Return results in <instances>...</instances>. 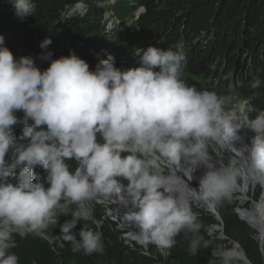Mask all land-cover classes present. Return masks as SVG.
I'll return each mask as SVG.
<instances>
[{
	"label": "clouds",
	"instance_id": "obj_1",
	"mask_svg": "<svg viewBox=\"0 0 264 264\" xmlns=\"http://www.w3.org/2000/svg\"><path fill=\"white\" fill-rule=\"evenodd\" d=\"M11 4L21 19L35 9L32 0ZM51 43L46 37L39 47ZM4 45L0 35V264H18L9 251L16 247L14 234L41 233L57 223V208L71 212L61 232L73 251H102L99 232H73L80 220L92 219L86 201L100 193L123 189L133 208L128 218L142 241L171 248L182 230L195 235L201 228L179 191L192 174L202 172L196 183L204 198H227L239 175V156L264 183V117L250 123L254 135L236 148L241 125L225 111L228 98L186 85L180 79L181 52L148 46L140 49L139 66L123 71L111 55L90 71L75 52L58 59L48 53L43 59L49 66L41 71L33 59H16ZM261 83L254 78L251 86ZM209 142L235 156L227 164L214 162ZM71 160L78 165L74 171L66 163ZM176 166L184 167L186 177L174 173ZM198 245L194 239L192 254ZM221 259L232 264L233 257L226 252Z\"/></svg>",
	"mask_w": 264,
	"mask_h": 264
},
{
	"label": "trees",
	"instance_id": "obj_2",
	"mask_svg": "<svg viewBox=\"0 0 264 264\" xmlns=\"http://www.w3.org/2000/svg\"><path fill=\"white\" fill-rule=\"evenodd\" d=\"M11 2L0 0L4 46L16 59H33L41 71L49 66L50 60L43 59L48 53L52 54L51 59H58L75 52L89 64L90 71L108 55L114 58L117 68L129 56L117 35L105 33L103 0H32L35 9L23 19L15 15ZM77 5L83 6L82 13H71ZM133 8H143L135 21L140 36L137 50L148 46L175 51L180 48L190 76L207 84L217 82L221 90L234 85L239 98L246 102L248 125L264 112V0H137ZM46 37L52 43L41 49L39 44ZM254 78L262 82L257 88L251 86ZM17 116L22 117L23 113L18 112ZM16 134L22 135L20 126L16 127ZM36 172L46 177L40 168ZM116 179L121 185L128 184L122 177ZM240 179L239 172L235 182ZM235 197L212 200L221 222L212 214H194L201 224L199 232L194 235L182 230L171 248L149 242L147 250L130 251L121 238L123 233L107 217L105 209L96 205L92 219L80 220L73 232L78 234L81 228L99 232L102 251H73L72 244L63 240L61 226L72 219L70 211L54 213L57 223L39 234H14L16 247L9 251L19 257L18 264H222V257H215L213 252L224 248L232 255L231 243L235 242L250 264H264L259 243L235 211ZM76 207L68 205L71 210ZM217 225L223 228L224 239L208 235ZM194 239L199 245L192 254ZM232 264L246 263L232 259Z\"/></svg>",
	"mask_w": 264,
	"mask_h": 264
},
{
	"label": "rangeland",
	"instance_id": "obj_3",
	"mask_svg": "<svg viewBox=\"0 0 264 264\" xmlns=\"http://www.w3.org/2000/svg\"><path fill=\"white\" fill-rule=\"evenodd\" d=\"M137 4V0H103V8L105 9V17L103 19L104 25H105V33L109 35H117L121 41V45H123L129 56L126 60H124V63L121 64L118 68L123 70H127L128 68H135L138 67V54L140 53V50H137L139 44H140V36L136 31L135 28V21L139 15L143 11V8H133ZM83 6L79 5L73 8L70 12L71 13H82ZM180 49V48H179ZM177 49V51L180 52V50ZM180 79L188 86L195 87L198 91H209V92H215L218 96L227 97L228 100L225 104V111L229 114L231 112H234L236 114H240L242 116V125L245 129L244 132L240 130L241 136L244 138V141L237 143L239 146L238 148H242V146L246 143H249V139L254 133H252L249 130L250 125L247 124L246 119V112H245V104L244 106L243 101L239 98V96L236 93V90L234 88V85L231 83V86L227 90H221L217 88V83L214 82L213 84H207L206 82H201L199 79L190 76L185 68V65H182L181 68V74ZM243 106V107H242ZM240 111V113H239ZM259 117H264V112L259 115ZM100 136V135H99ZM97 136V139L99 142H103L102 138ZM221 148L218 146H210L209 147V153L211 156L218 158L220 156L219 151ZM129 153L125 152L122 153V155H128ZM229 159H231V156L229 153H226V160L225 164L228 163ZM236 167L239 168V172L241 173V179L239 182L241 185L243 184V168L242 165L244 164L243 159H237ZM66 163L69 164V170L74 171L76 169L77 162L74 160L66 161ZM165 169H168L165 167ZM166 171V170H165ZM47 187V185H45ZM195 187L197 188V184H195ZM259 190V194L257 195V191ZM246 202L240 207V203L238 202V210L239 208H242V210L251 208L252 202L257 201L260 196L263 193V183H261L259 180L256 184H251L250 187H248L246 191ZM231 195V194H230ZM236 196V195H235ZM237 198V197H235ZM213 200V199H212ZM86 205L88 209L90 210V213L92 214L94 207L101 206L105 209L107 217L116 224V228L122 232V240L123 243L129 248L130 251H135L137 248L147 250L144 245L141 244V237L139 235V229L135 226V224L128 218V213H130V198L127 196V193L123 191L122 193V200L119 206V212L118 215L113 214L112 210L114 209V206H110L109 203L102 200L98 195L89 200L86 201ZM190 207L192 209L193 214H199V213H206L211 214L207 212L206 210L202 208H197L193 204H190ZM235 210V211H236ZM62 211L60 208H57L54 210V213H58ZM214 216V215H213ZM215 217V216H214ZM239 217V216H238ZM242 218V217H241ZM240 220L242 221L243 219ZM217 220V219H216ZM218 221V220H217ZM245 224L249 227L252 237L259 243L260 250L262 248L261 242H260V236L259 233L252 229L246 221L243 220ZM215 233H211L208 231L209 236L218 237L219 236V227H214ZM131 233H135L137 235L136 239L131 238ZM33 234V233H28ZM220 239H224L223 237H219ZM221 250H226L224 248H221ZM230 250H233L232 248ZM229 251V250H228ZM264 251V250H263ZM234 252H237V250H234ZM233 252V253H234ZM262 252V251H261ZM142 254H144L142 252Z\"/></svg>",
	"mask_w": 264,
	"mask_h": 264
},
{
	"label": "bare ground",
	"instance_id": "obj_4",
	"mask_svg": "<svg viewBox=\"0 0 264 264\" xmlns=\"http://www.w3.org/2000/svg\"><path fill=\"white\" fill-rule=\"evenodd\" d=\"M240 113V111H239ZM230 115H232L235 119L236 123H239L241 125V130L242 132L245 131V129L243 128L242 125V116L239 114H236L234 112H231ZM239 135V139L235 142V147L238 148L239 146L237 145V143H240L242 141H244V138L241 136L240 133H238ZM210 146H218L220 147L221 151H219L220 156L218 158H215L213 156L210 155L209 153V147ZM240 149V148H238ZM207 151L209 153V156L212 158V160L214 162H217L218 164H225V160H226V153L228 152L229 155L231 156V158H233L235 156L234 153H232L229 150H226L225 148H222L221 145L214 143V142H209L207 145ZM235 158L237 159H243L242 157L239 156H235ZM167 167V166H166ZM243 168V184L241 185L240 183H235L233 188L231 189L229 195H236L238 202L240 203V207L246 202V191L248 189V187H250L251 184H256L258 179H256L249 171L246 163L244 162V164L242 165ZM166 171H168L169 169H165ZM173 171L175 174H179L181 176H185L186 177V172L183 166H176L173 168ZM202 174L201 171H197L194 174H192L191 176V183H182L179 186V191L180 194L182 196V198L186 199L189 204H193L195 207L197 208H202L204 210H206L207 212L210 213L211 208H210V203L212 199H206L203 197L202 192H200L198 190V188L195 187V184H197V180L199 178V176ZM123 189L120 192H116L115 190L111 193L108 194H97L102 200H104L105 202L109 203L110 206H114V209L112 210L113 214L118 215L119 212V206L122 200V193H123ZM131 209L130 212L133 210L132 205H130ZM191 208V207H190ZM192 211V209H191ZM238 211V210H237ZM238 215L241 219H243L244 221L247 222V224L254 230H256L259 233V238H260V242H261V246L264 250V183H263V193L260 196V198L255 201L252 202L251 204V208H249V210L244 209L242 210V208L239 210ZM134 223V222H133ZM135 224V223H134ZM219 225V224H218ZM215 226V227H218ZM136 226V225H135ZM137 227V226H136ZM138 228V227H137ZM139 229V228H138ZM212 234L215 233V228L213 226V228L210 231ZM131 238L132 239H136L137 235L135 233H131ZM235 254V255H234ZM232 256H240V253L238 252H234L232 253Z\"/></svg>",
	"mask_w": 264,
	"mask_h": 264
},
{
	"label": "water",
	"instance_id": "obj_5",
	"mask_svg": "<svg viewBox=\"0 0 264 264\" xmlns=\"http://www.w3.org/2000/svg\"><path fill=\"white\" fill-rule=\"evenodd\" d=\"M217 83V82H216ZM211 84V83H210ZM217 85V84H216ZM236 183V182H235ZM236 200H238L237 198H236ZM210 208H211V211H210V213L212 214V215H214L215 216V218L219 221V222H221V218H220V216H219V214H218V212H217V210H216V206L214 205V203L212 202V200H211V203H210ZM236 213H237V215H238V211L236 210ZM239 216V215H238ZM239 219H240V217H239ZM219 230H220V232H219V237H223L224 238V233H223V228L222 227H219ZM141 244L142 245H144V247L147 249V243H145V242H143L142 240H141ZM232 244V249L233 250H238V252L240 253V256H232L233 257V259H237V260H242L243 262H245L246 264H250L249 263V261L246 259V256H245V253H244V251L241 249V247L237 244V243H235V242H232L231 243ZM261 251H262V254H263V257H264V251L261 249ZM226 252H229L228 250H220V251H215V252H213V255L215 256V257H223V255L226 253Z\"/></svg>",
	"mask_w": 264,
	"mask_h": 264
},
{
	"label": "built area",
	"instance_id": "obj_6",
	"mask_svg": "<svg viewBox=\"0 0 264 264\" xmlns=\"http://www.w3.org/2000/svg\"><path fill=\"white\" fill-rule=\"evenodd\" d=\"M102 4H103V3H102ZM77 6H79V5H77ZM105 15H106V13L104 14V17H105ZM244 104H245V106H246V102H245V101H243V104H242V105L244 106ZM243 106H242V107H243ZM246 119H247V116H246Z\"/></svg>",
	"mask_w": 264,
	"mask_h": 264
}]
</instances>
